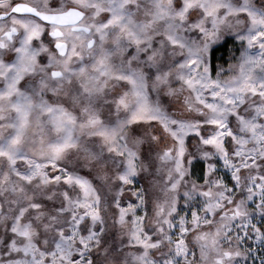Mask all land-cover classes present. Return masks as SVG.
<instances>
[{
    "label": "snow or ice",
    "instance_id": "obj_1",
    "mask_svg": "<svg viewBox=\"0 0 264 264\" xmlns=\"http://www.w3.org/2000/svg\"><path fill=\"white\" fill-rule=\"evenodd\" d=\"M0 264H264V0H0Z\"/></svg>",
    "mask_w": 264,
    "mask_h": 264
},
{
    "label": "trees",
    "instance_id": "obj_2",
    "mask_svg": "<svg viewBox=\"0 0 264 264\" xmlns=\"http://www.w3.org/2000/svg\"><path fill=\"white\" fill-rule=\"evenodd\" d=\"M232 43L231 39H227L225 40L223 43L220 44V46H218L216 48V54L217 56H222L225 57L228 53L230 44Z\"/></svg>",
    "mask_w": 264,
    "mask_h": 264
},
{
    "label": "rangeland",
    "instance_id": "obj_3",
    "mask_svg": "<svg viewBox=\"0 0 264 264\" xmlns=\"http://www.w3.org/2000/svg\"><path fill=\"white\" fill-rule=\"evenodd\" d=\"M223 42H224V41H221L220 44L223 43ZM233 53H235L236 55H239L238 45L234 48V47H233V41H232V43L230 44V47H229L228 53H227V55L224 57L225 60H227V57H228L230 54H233Z\"/></svg>",
    "mask_w": 264,
    "mask_h": 264
}]
</instances>
